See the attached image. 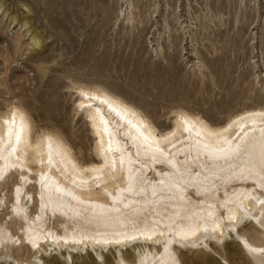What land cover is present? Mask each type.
Wrapping results in <instances>:
<instances>
[{"label":"bare ground","instance_id":"bare-ground-1","mask_svg":"<svg viewBox=\"0 0 264 264\" xmlns=\"http://www.w3.org/2000/svg\"><path fill=\"white\" fill-rule=\"evenodd\" d=\"M70 89L78 118L94 136L95 154L88 159L78 156L62 129L33 130L34 119L21 105L12 104L0 112V171L5 173L0 191L13 175L19 179L11 190V205L0 194L2 212L12 207L8 221L0 220V257L16 238L19 247L32 253L34 264H44L53 253H59L60 257L52 259L61 263V257L76 255V264H161L162 247L156 241L178 240L176 233L189 225L209 228L208 235L215 236V241L205 238L202 231L189 240L203 241L223 256L221 245L240 223L239 238L254 248H264L260 239L264 237L260 223L264 205L257 202L264 199V190L256 187L260 177L249 173L247 156L228 155L250 138H255V151L260 150L264 104L246 106L223 122L174 109L172 123L162 126L107 88L74 84ZM105 100L107 104L102 103ZM89 104L90 108L82 107ZM12 165L20 167L13 169ZM229 212L235 220H228ZM214 219L219 224L215 232ZM12 223L20 224V234L12 231ZM244 225L256 232L251 237L240 234ZM132 236L138 239L129 241ZM26 238L33 239L39 249L31 247ZM96 240L123 242L97 244ZM238 243L251 264H260L258 255ZM171 248L180 264H199L201 257L195 255H209L203 249H180L175 243Z\"/></svg>","mask_w":264,"mask_h":264},{"label":"rangeland","instance_id":"rangeland-1","mask_svg":"<svg viewBox=\"0 0 264 264\" xmlns=\"http://www.w3.org/2000/svg\"><path fill=\"white\" fill-rule=\"evenodd\" d=\"M74 84L107 88L162 126L174 109L223 122L264 104V0H0V112L21 105L33 130L62 129L88 159L94 136L75 112ZM18 180L0 191L10 205ZM2 209L8 221L12 207ZM241 224L223 256L207 246L199 264H251L238 243ZM245 225L239 233L251 237ZM10 228L20 234L19 223ZM4 252L0 264H34L23 247ZM52 256L44 264H76V255L64 263Z\"/></svg>","mask_w":264,"mask_h":264},{"label":"snow or ice","instance_id":"snow-or-ice-1","mask_svg":"<svg viewBox=\"0 0 264 264\" xmlns=\"http://www.w3.org/2000/svg\"><path fill=\"white\" fill-rule=\"evenodd\" d=\"M80 95L82 97H84L85 99H88V94L85 92H81ZM91 99L96 100L99 99V97L93 96ZM102 103L107 104V101H102ZM83 108L87 109L90 108L91 105H82ZM97 111H99V109H97ZM15 119V113H13V122ZM238 119H242V117H238ZM5 124H9L8 121H4ZM184 123L187 124V120H184ZM234 123V122H233ZM255 123V122H253ZM232 125L229 124L228 127H231ZM241 128H243V125H241ZM187 131V128L185 129ZM9 142L11 144V136H12V132H11V125L9 126ZM18 140V138H17ZM3 144V139L0 138V145ZM259 144H260V150L258 152L255 151V145H256V141L255 138H250V139H245L241 142L240 145H237V147L230 152L228 155L233 156L235 158H240L241 156H247L248 161H249V165H248V171L250 174H253L257 177H260V180L256 181V187L257 188H261L262 190H264V128L260 129V140H259ZM110 147V146H109ZM15 147H11V152L14 153L15 152ZM49 164L52 163L51 157H49ZM40 163H43V161H40ZM13 169H18L20 166L19 165H12L11 166ZM5 179V173H3L2 171H0V181H3ZM20 179H23L22 177ZM44 179L43 174H41V180ZM16 192L19 193V189H16ZM253 199L255 200L256 198L253 197ZM259 204L264 205V199H260L257 201ZM17 216H20L22 220H24L25 222H27V217L22 216L21 213L19 211L16 212ZM211 215V214H210ZM261 215H264V210H262ZM39 217H37L38 219ZM228 220L232 221L235 220V216L233 214H231V212H229L228 214ZM249 220H254L253 217H249ZM213 223V228L212 231L215 232V230L219 227V224L216 222V220L214 219L212 221ZM262 224V226H264V221L260 222ZM233 232L236 231L235 228L231 229ZM243 230V229H241ZM262 230H264V228H262ZM149 231H151V229H149ZM203 232L205 234V238L210 239L215 241V236L212 235H208L209 233V228L204 227L203 229H201L199 226H191L189 225L188 227L181 229L180 231H178L176 233V235L178 237H180V239L178 240H170V239H165L163 242L161 241H156L157 244H160L162 247V253L161 256L164 257V259L161 261V264H180V261L177 259L175 252L172 251L171 245L173 243L176 244V246L180 249H192V250H196L199 251L201 249L205 250V251H211L210 249H208L207 245L203 243V241H200L199 243L197 242H191L189 240L190 237L196 236L198 232ZM164 234L161 233V236H163ZM138 239V237L136 236H132L129 237L128 240L129 241H133ZM145 239L147 240H151L152 236L151 235H145ZM238 240L240 241V243L245 247L246 251H248L250 254L252 255H258L260 264H264V248H254L252 246H250L248 244V242L242 238L238 237ZM26 242L30 244L31 247L39 249V245L35 243V241L33 239L30 238H26ZM97 244H108V243H115V244H121L123 241L122 240H115V241H100V240H96L95 241ZM187 242V243H185ZM12 244H15L17 246L20 245V240L13 238L11 240ZM9 260H11V258L9 257ZM12 264H16L15 261H12Z\"/></svg>","mask_w":264,"mask_h":264}]
</instances>
